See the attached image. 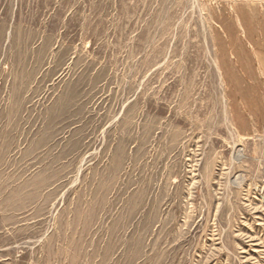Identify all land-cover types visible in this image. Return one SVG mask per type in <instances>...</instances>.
<instances>
[{
	"label": "rangeland",
	"instance_id": "374dc122",
	"mask_svg": "<svg viewBox=\"0 0 264 264\" xmlns=\"http://www.w3.org/2000/svg\"><path fill=\"white\" fill-rule=\"evenodd\" d=\"M232 1L0 0V264H264Z\"/></svg>",
	"mask_w": 264,
	"mask_h": 264
},
{
	"label": "crops",
	"instance_id": "0c3cea01",
	"mask_svg": "<svg viewBox=\"0 0 264 264\" xmlns=\"http://www.w3.org/2000/svg\"><path fill=\"white\" fill-rule=\"evenodd\" d=\"M232 1V0H231ZM233 2V1H232ZM233 11L228 14L225 26L231 27L230 35H236L233 27L242 28V34L236 35L238 41L254 44L256 67L253 74L264 76V0H234ZM235 12V20H233ZM233 20V21H232Z\"/></svg>",
	"mask_w": 264,
	"mask_h": 264
}]
</instances>
